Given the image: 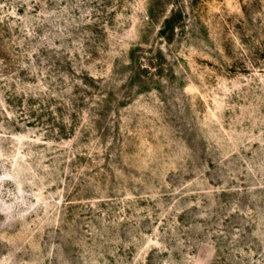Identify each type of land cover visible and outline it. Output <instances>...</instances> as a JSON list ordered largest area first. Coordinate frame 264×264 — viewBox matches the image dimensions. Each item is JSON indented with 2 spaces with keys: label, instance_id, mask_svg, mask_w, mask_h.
Returning <instances> with one entry per match:
<instances>
[{
  "label": "rangeland",
  "instance_id": "obj_1",
  "mask_svg": "<svg viewBox=\"0 0 264 264\" xmlns=\"http://www.w3.org/2000/svg\"><path fill=\"white\" fill-rule=\"evenodd\" d=\"M0 264H264V0H0Z\"/></svg>",
  "mask_w": 264,
  "mask_h": 264
}]
</instances>
